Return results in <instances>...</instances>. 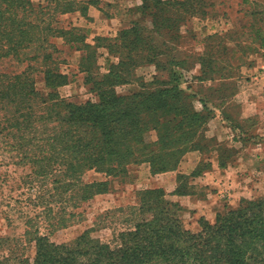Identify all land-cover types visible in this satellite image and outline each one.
Returning <instances> with one entry per match:
<instances>
[{"label": "rangeland", "instance_id": "1", "mask_svg": "<svg viewBox=\"0 0 264 264\" xmlns=\"http://www.w3.org/2000/svg\"><path fill=\"white\" fill-rule=\"evenodd\" d=\"M180 1L30 0L48 6L44 10L53 28L49 36L54 56L67 75L56 87L58 95L76 103L94 100L98 80L112 82L119 95L176 86L183 94L177 103L168 96L165 110L173 117L168 127L182 124L172 129L180 151L175 165L163 171L152 172L142 161L127 165L116 177L85 172L84 181L110 182L105 191L74 205L64 197L67 193L52 188L50 178L33 174L27 158L21 160L15 148L0 140V264L31 259L35 234L69 244L87 230L113 246L118 233L132 229L141 218L142 197H151L175 218L180 232L195 234L230 209L259 203L264 213L263 157L253 166V186L248 184L252 175L248 181L245 176L246 161L242 162L259 157L258 150L264 148V0H188L186 6ZM192 4L197 6L193 14ZM136 21L157 28L151 36L162 52L161 62L168 54L181 62L158 67L141 62L129 67L125 81L112 76L109 81L105 78L116 69L118 52L94 39L114 38ZM5 66L16 69L9 63L0 68ZM33 78L35 86L45 90L42 75L35 71ZM174 105L185 110L177 115L173 108L167 111ZM193 113L197 120L191 118ZM148 134L156 138L154 130ZM147 190L155 192L146 194ZM254 252L257 264H264L262 246Z\"/></svg>", "mask_w": 264, "mask_h": 264}, {"label": "trees", "instance_id": "2", "mask_svg": "<svg viewBox=\"0 0 264 264\" xmlns=\"http://www.w3.org/2000/svg\"><path fill=\"white\" fill-rule=\"evenodd\" d=\"M178 4L186 6L188 0ZM45 8L48 6L34 5L30 0H0V66L9 63L16 67L0 68V140L15 148L21 160L27 158L33 174L50 178L52 188L67 193L64 197L74 205L105 191L110 182V179L84 181L87 171L116 177L125 173L127 165L142 161L150 164L152 172L173 167L180 148L176 143L178 135L172 129L181 128L182 124L168 127L173 117L167 116L166 100L170 96L177 103L183 92L173 86L119 95L112 82L106 85L104 80H98L94 100L76 103L60 97L56 87L67 75L54 56L56 48L49 36L53 28ZM196 9L193 4L189 7L191 14ZM156 30L136 21L122 28L114 38L96 37L95 42L118 52L113 65L116 69L110 70L105 79L112 76L114 80L125 81L130 75L129 67L141 62H153L157 67L180 63L170 54L166 62L159 60L162 52L151 36ZM65 42L71 43L69 38ZM87 69L81 63V70ZM35 71L42 75L45 90L35 86ZM175 77L172 74L170 79ZM170 108L175 109V115L185 110L174 105L167 111ZM191 118L197 120V114H191ZM152 130L156 132L155 139L149 137ZM154 192L147 190L146 194ZM155 203L149 196L141 198L138 207L141 218L132 229L119 232L113 246L91 237L87 230L69 244L35 234L32 237L35 254L22 263L259 262L254 252L257 246L264 249V213L259 203L218 214L213 225H204L196 234L180 232L177 220Z\"/></svg>", "mask_w": 264, "mask_h": 264}, {"label": "crops", "instance_id": "3", "mask_svg": "<svg viewBox=\"0 0 264 264\" xmlns=\"http://www.w3.org/2000/svg\"><path fill=\"white\" fill-rule=\"evenodd\" d=\"M255 105V104H254ZM264 119V118H263ZM262 134H264V133H262ZM259 153V154H258ZM258 153H257V155L259 156V157H257L256 155H254L255 157H253V155L250 157V158H248V159H246V160H244V161H242V162H245L244 164L246 165V170H248V175H245L246 176V179H247V181L248 180H250L249 179V175L251 174L252 175V180H250V181H248V184H251L252 186L253 185H255V181H254V177H256V170H255V168L253 167L254 165H256L260 160H261V158L263 159V160H261L262 161V165L264 166V148L263 149H261V150H258ZM254 162V163H253ZM237 171V170H236Z\"/></svg>", "mask_w": 264, "mask_h": 264}]
</instances>
